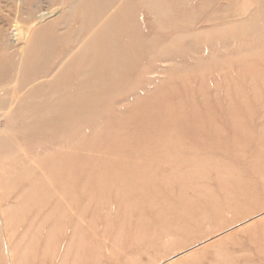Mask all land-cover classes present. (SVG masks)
<instances>
[{"label": "rangeland", "instance_id": "1", "mask_svg": "<svg viewBox=\"0 0 264 264\" xmlns=\"http://www.w3.org/2000/svg\"><path fill=\"white\" fill-rule=\"evenodd\" d=\"M0 264H264V0H0Z\"/></svg>", "mask_w": 264, "mask_h": 264}, {"label": "bare ground", "instance_id": "2", "mask_svg": "<svg viewBox=\"0 0 264 264\" xmlns=\"http://www.w3.org/2000/svg\"><path fill=\"white\" fill-rule=\"evenodd\" d=\"M101 106V105H100ZM66 113H68L69 114V112H66ZM240 207V206H239Z\"/></svg>", "mask_w": 264, "mask_h": 264}]
</instances>
